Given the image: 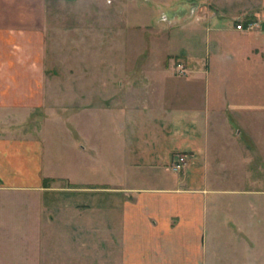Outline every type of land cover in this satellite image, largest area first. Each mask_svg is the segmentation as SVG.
<instances>
[{
    "label": "crops",
    "instance_id": "crops-1",
    "mask_svg": "<svg viewBox=\"0 0 264 264\" xmlns=\"http://www.w3.org/2000/svg\"><path fill=\"white\" fill-rule=\"evenodd\" d=\"M182 1L168 7L180 14L171 45L150 47L151 76L103 83L106 106L131 119L132 166L150 161L143 184H86L46 163L41 134L56 119L38 114L56 99L46 51L39 37L16 45L0 30V264H209L221 196L264 197V0ZM191 5L200 11L189 18ZM167 48L195 62L187 76L160 60ZM87 90L72 99L84 101L86 119ZM177 156L187 167L167 175ZM231 182L245 186L221 188ZM9 247L21 251L16 260Z\"/></svg>",
    "mask_w": 264,
    "mask_h": 264
},
{
    "label": "rangeland",
    "instance_id": "rangeland-1",
    "mask_svg": "<svg viewBox=\"0 0 264 264\" xmlns=\"http://www.w3.org/2000/svg\"><path fill=\"white\" fill-rule=\"evenodd\" d=\"M181 1L0 0V30L17 37L16 45L25 44V39L30 37L36 46L39 37L46 51L48 90L56 95L48 103L50 109L38 113L39 120L46 122L56 118L46 124L41 134L46 163L55 162L61 174L86 184L122 186L131 177L143 184L141 179L149 177L152 167L145 164L150 161H140L141 167L132 166L135 163L132 145L136 140L128 130L131 119L120 109L106 106L103 83L151 76L154 71L148 65L158 56L149 54L150 47L165 48L172 41L168 27L159 24L157 18L160 11H168V7ZM167 50L166 53L162 50L160 60L171 66L174 77L187 76L176 73L178 63L195 62L184 59L183 53H176L177 49ZM85 84L87 91L92 90L88 102L93 104L87 119L86 109L81 112L79 108L84 101L72 100L84 99ZM72 104H76V110L68 111L67 107ZM70 112L77 113L76 131L67 128ZM86 144L92 151H83L82 146ZM180 158L175 157L174 164ZM175 174L172 169L167 175ZM244 186L240 182L221 184V188ZM218 202L219 220L209 229L206 261L209 264H264V197L251 198L237 193L222 195ZM5 252L8 259L16 260L21 251L9 247Z\"/></svg>",
    "mask_w": 264,
    "mask_h": 264
},
{
    "label": "built area",
    "instance_id": "built-area-1",
    "mask_svg": "<svg viewBox=\"0 0 264 264\" xmlns=\"http://www.w3.org/2000/svg\"><path fill=\"white\" fill-rule=\"evenodd\" d=\"M200 11V7L197 5H191L188 11L189 18L196 16ZM180 18L179 12H171L167 10H162L159 13V16L157 18V22L161 25H164L166 27H173L175 26ZM238 30H243V25L239 24L237 25ZM187 72L186 68L184 67L183 64L178 63L177 68H176V73L179 76L185 75ZM185 167V159L183 157L180 158V160L173 165V171L175 172H181Z\"/></svg>",
    "mask_w": 264,
    "mask_h": 264
}]
</instances>
